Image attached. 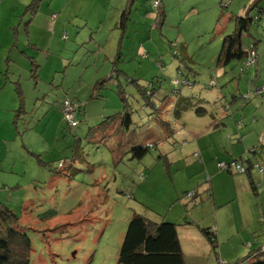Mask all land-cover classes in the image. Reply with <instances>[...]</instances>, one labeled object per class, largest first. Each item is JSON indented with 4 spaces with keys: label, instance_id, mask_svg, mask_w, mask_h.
<instances>
[{
    "label": "rangeland",
    "instance_id": "rangeland-1",
    "mask_svg": "<svg viewBox=\"0 0 264 264\" xmlns=\"http://www.w3.org/2000/svg\"><path fill=\"white\" fill-rule=\"evenodd\" d=\"M33 1L8 0L0 14V203L20 217L32 241V264H118L134 213L153 222L176 220L186 264H215L216 256L235 264L258 249L264 235L253 231L244 249V222L238 229L226 223L233 219L229 208L218 213L227 237L220 233L216 249L203 231L218 229L215 197L247 202V175L220 170L218 162L236 159L223 160L239 146L238 129L264 123V97L254 94L264 83V16L251 30L262 42L256 50L262 73L255 65L240 79L241 65L220 68L217 61L235 29L224 16L238 17L252 0H162L161 6V0H39L34 9ZM129 4L135 8L124 27ZM221 69L218 87L213 82L209 88L211 73ZM178 77L192 84L178 95L188 101L177 104L189 112L180 121L189 135L179 129L164 138L158 115L174 120L178 96L171 80ZM139 86L155 93L153 103ZM203 98L215 99L212 112H221L226 128H214L208 113H197ZM66 100L81 108L76 128L61 111ZM243 107L234 118V109ZM119 111H130L129 131ZM257 134L263 161L264 127ZM152 140L160 141L142 159L126 152ZM262 175L254 173L262 188L259 196L248 194L249 203L264 204ZM231 240L240 249L243 243L240 253Z\"/></svg>",
    "mask_w": 264,
    "mask_h": 264
},
{
    "label": "trees",
    "instance_id": "trees-1",
    "mask_svg": "<svg viewBox=\"0 0 264 264\" xmlns=\"http://www.w3.org/2000/svg\"><path fill=\"white\" fill-rule=\"evenodd\" d=\"M37 1L39 0H34L30 8H36L38 4ZM263 1L264 0H252L251 4L245 9L243 16L230 17V20L234 22L235 29L232 34L226 36L223 40L224 42L217 59L220 68L228 66L231 62L234 61L237 62V64L241 65L238 74V77L240 79L241 76L246 73L245 69L253 68L255 65H258V54L256 50L258 47H260L261 40H259L260 37H256L254 34H252L251 30L255 28L256 23H259L262 19L261 17L264 16V8L262 7L261 3ZM132 2H134L136 5L137 0H132ZM161 5L162 0L160 6ZM133 8H135V6L130 7V4L127 5V8L122 15V26L127 27V13L130 14ZM160 11L161 8L158 10L157 14L161 13V16H163L164 12ZM255 14L257 15L254 16ZM161 16L158 15L159 22L157 26L161 21L159 19V17L161 18ZM129 21L130 20H128V22ZM246 44H248V46H246ZM149 57L150 55L147 53L143 55L142 59L147 60L149 59ZM174 57H178L177 52L174 54ZM223 70L224 69H221V72L214 71L211 73V80L209 82L210 85L208 86L209 88H213L211 86L213 82H215L218 87L219 78H223L224 76ZM255 73H258L257 70ZM179 76H181L180 73ZM117 77H119V75ZM171 85L174 88L172 94L176 96H178L183 91L182 89L186 86H192L189 81H181L180 77L172 79ZM262 86H264V84ZM262 86L256 85L257 88L254 91V94L264 97V91H262L261 94L259 93L260 91H258V89H261L260 87ZM139 88V92H142L144 96H146V98L149 100L148 102L153 103L152 100L155 93L153 91H148L146 88L145 90H143V88L141 89L140 86ZM119 89L121 96L122 94L124 96L121 87ZM241 98L243 100L249 99V94H246L245 96L241 94ZM123 99L125 100V97H123ZM185 99L186 98H180L179 101L177 99L176 100L179 103L181 100ZM178 103H176V107ZM161 108L158 107L157 112L161 113ZM229 109L230 108H228V110ZM19 110H23V108H20ZM196 111L198 114H201V112L204 110L202 108H198ZM80 114L81 108L79 106V110L77 113L78 125L80 124ZM182 115L183 112L179 110L178 107L175 109V118L172 122L162 120V114L158 115V118H161L160 123L163 126L164 138H170L176 134V125L178 124L177 118ZM117 116L119 119H121V126L125 130L129 131L132 127V118L130 111L126 112L125 114L124 112L119 111L117 112ZM119 126L120 124L116 122L115 127ZM90 130H92V128ZM98 134L100 133L98 132ZM152 141V144H148L149 142H147V144H144V147L142 146L141 148L130 147L129 151L126 152H133V158L142 159L146 156L149 150L151 148H154V146H156L159 142H155L154 140ZM124 143L127 144L128 142ZM122 147L123 145L121 143L120 148ZM262 148L263 147H260V145L251 147L244 153L243 156L237 157L229 163H218V168L220 170H225L228 173L235 172L237 174L247 175L249 180L251 181L255 196H257L258 193L257 186H255L256 184L254 183L252 178V173L257 172L260 175L263 174L258 168L259 165L261 166L264 163V161L259 160V156L263 151ZM116 150L118 151V149ZM245 154L247 156H245ZM233 162H238L243 170H237L235 168L222 169L220 167L222 163L231 164ZM66 163L67 161L62 160L60 168H64ZM209 194H211L210 191ZM192 198H196V193H193L191 195V199ZM260 221L264 223V217H262ZM19 223L20 217L6 204L0 203V264H32V241L29 238L27 232L20 228L21 226L19 225ZM203 231L211 240L212 245L216 247L217 233L214 230L209 229ZM259 243L260 246L258 249L255 248V251H252L250 254H248L247 257H244L243 261H239L237 264H264V241H261ZM118 264H186L184 252L178 234V225L168 220H164L162 222H153L141 214L134 213L132 219L129 222L124 241L121 245Z\"/></svg>",
    "mask_w": 264,
    "mask_h": 264
},
{
    "label": "crops",
    "instance_id": "crops-1",
    "mask_svg": "<svg viewBox=\"0 0 264 264\" xmlns=\"http://www.w3.org/2000/svg\"><path fill=\"white\" fill-rule=\"evenodd\" d=\"M7 1L8 0H0V14L2 13V10L5 8V3ZM121 1H127V0H121ZM243 15H244L243 13L242 14H239V16H243ZM149 16L152 17V14H149ZM231 16H234V13L229 14V15H225L224 18H227V20L229 22H231V20H230V17ZM258 70H259L260 73H262V68L260 67V64L258 66ZM263 84H261L260 86H262ZM262 87H264V86H262ZM252 88L254 90V87H252ZM238 90H239V87H238ZM239 96L241 97V94H239ZM180 98H185V97L183 95L182 96H178L177 100L179 101ZM177 100H176V103H178ZM200 101L201 102H204V106H205V107H203L201 104H199L198 107L199 108H202L204 110V111L201 112V114L208 113L211 116V118L213 120V123H214V128H216L218 130H223L224 128H226V124H225L224 120H220L218 118L219 116H220V118L223 116V115H220L221 112L219 111V109H216L217 114H218V111H219V114L218 115H215L212 112L213 105H214V109L217 108L215 99L212 98V100H209V99L203 98V99H200ZM208 106H211V107L208 108ZM237 108H240V107L238 106ZM229 110H227V111H229ZM192 112H194V110H192ZM188 113L189 112H186V114L184 113L182 116H180V117L177 118V122H178V124L176 125V128H177L176 129V132L177 133L187 131L186 126L184 124H181L180 121ZM241 113H244V107L241 108V110L234 109V118H237L239 116V114H241ZM257 123L260 124V121L257 120ZM241 124L244 125V123H241ZM254 125L245 124L244 125V128H246V129H238L237 133L240 132V138H241L240 141H239V146L232 147L231 150H230V152H229V155H228V158L230 157V159H225L224 158L223 160L230 161L233 158H237V157L243 156L244 155V150L246 152L251 147H254V146H257V145L259 146V141H260V138H261V135L262 134L261 135H258L257 134V131L260 128H263L264 127V123L262 122V126L256 125V124H254ZM179 129H180V132H178ZM185 133H187V132H185ZM221 135H222V133H221ZM136 143H139V142H136ZM117 146H118V144H117ZM138 146L139 145H136L134 147H138ZM127 151H129V149ZM114 154L117 155V150H114ZM262 160L264 161V159H262ZM253 173H255V172H253ZM253 173H252V178H253V181L255 183V177H254V174ZM257 174H259V173H257ZM260 176H263V175H260ZM247 178H248V176H247ZM244 180H245V184L244 185H246V188H248V189L244 190V198L247 199V202L239 203V196H234L233 198H231L230 200H227L224 203H218L217 200H216V197L213 199V201H215V203H212L213 216H214L215 222H217V226L215 228L217 229V227H218L217 231L214 230L217 233V245H216V247L218 246V242H219L218 241V238H220V236H221L220 233H222L223 235H225V237H227V233H224L222 231H219V226H218V220H219L218 213L221 214V212L223 210H225L226 208H229L230 209L231 215H232V218H233L232 219V223H230L227 220H226V223H228L230 225L233 224V226L236 229H238V228H240V226L244 222V229H242V232H241V235H242L243 240H244V249H245V243H247L248 241L251 240V233L253 231L255 232V235L256 236L257 235H259V236L264 235V223H262L260 221V219L262 218L261 216L263 215V217H264V204L263 203H258V201H256V203H249L251 201V199L248 197V194H252V196H255V193H254V189L252 188V184H251V181L249 180V178L248 179L245 178ZM261 181H264V179H262ZM257 187H261L262 188V182H259V184L257 185ZM210 192H211V190H210ZM257 193H258L257 196H259L260 193L258 192V188H257ZM210 195L213 197L212 192H211ZM262 195L264 196V194H262ZM175 204H177V203H175ZM257 216L259 217L258 218L259 221L257 219ZM175 221H172V222H174L175 224L178 225V223H176ZM178 227H179V225H178ZM178 234H179V228H178ZM179 238H180V242H181V245H182V249H183V252H184V258H185V248H184V244H183V241H182L181 236H179ZM230 245H231V247H234L235 249L238 248V250H236L235 252H239L240 253L242 251L243 243L241 244V246H242L241 249L239 247L240 245H237L234 242V240H231L230 241ZM212 246H214V245H212ZM216 247L214 246L213 248L216 249ZM250 248H252V246ZM220 260L221 261H225V260L221 259L220 256L219 257L216 256V262H215V264H219ZM237 263L238 262H236L235 264H237ZM230 264H232V263H230Z\"/></svg>",
    "mask_w": 264,
    "mask_h": 264
},
{
    "label": "built area",
    "instance_id": "built-area-1",
    "mask_svg": "<svg viewBox=\"0 0 264 264\" xmlns=\"http://www.w3.org/2000/svg\"><path fill=\"white\" fill-rule=\"evenodd\" d=\"M155 4L157 5L158 2H155ZM260 94L262 93V91H264V87H262L260 90H259ZM78 110H79V105L77 102H72V101H69V100H66L63 104V109L62 111H64V118L65 120L68 122V124L71 126V127H76L78 125V119H77V113H78ZM220 167L222 169H230V168H235L237 170H243V168L240 166V164L238 162H233L231 164H224L222 163L220 165ZM259 170L261 173L264 174V163L260 166H258ZM227 264L225 261H221L219 262V264Z\"/></svg>",
    "mask_w": 264,
    "mask_h": 264
},
{
    "label": "clouds",
    "instance_id": "clouds-1",
    "mask_svg": "<svg viewBox=\"0 0 264 264\" xmlns=\"http://www.w3.org/2000/svg\"><path fill=\"white\" fill-rule=\"evenodd\" d=\"M260 89H258V91H259Z\"/></svg>",
    "mask_w": 264,
    "mask_h": 264
}]
</instances>
